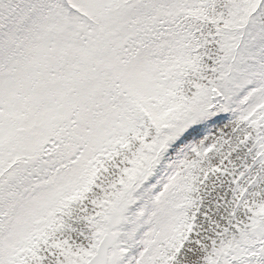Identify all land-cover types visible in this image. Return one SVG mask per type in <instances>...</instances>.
<instances>
[{"label":"snow or ice","instance_id":"obj_1","mask_svg":"<svg viewBox=\"0 0 264 264\" xmlns=\"http://www.w3.org/2000/svg\"><path fill=\"white\" fill-rule=\"evenodd\" d=\"M0 264H264V0H0Z\"/></svg>","mask_w":264,"mask_h":264}]
</instances>
